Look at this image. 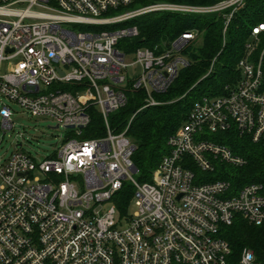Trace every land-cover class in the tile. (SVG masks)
I'll return each instance as SVG.
<instances>
[{"label": "built area", "instance_id": "obj_1", "mask_svg": "<svg viewBox=\"0 0 264 264\" xmlns=\"http://www.w3.org/2000/svg\"><path fill=\"white\" fill-rule=\"evenodd\" d=\"M244 1L158 2L113 16L109 13L129 8L133 0H0V99L52 119L69 133L51 158L15 152L0 164V264H231L221 227L233 225L239 215L263 225V185L235 190L225 180L199 183L191 164L202 173L214 171L216 162L246 165L229 146L207 139L220 132L236 130L264 145V48L256 53L264 24L252 30L238 64L240 80L225 95L194 104L169 137V152L152 181L144 183L136 179V145L128 128L116 133L109 118L126 106L130 81L133 90L145 92V108L159 105L155 94L166 93L189 66L182 50L199 34L187 32L161 52L138 48L125 54L119 43L138 37L137 26L82 27L172 11L220 13L226 29ZM6 62L10 66L2 75ZM91 108L103 118V137L84 138ZM0 117L4 129L14 128L5 103ZM125 182L134 186L133 216L114 202ZM238 264L263 263L244 250Z\"/></svg>", "mask_w": 264, "mask_h": 264}, {"label": "trees", "instance_id": "obj_2", "mask_svg": "<svg viewBox=\"0 0 264 264\" xmlns=\"http://www.w3.org/2000/svg\"><path fill=\"white\" fill-rule=\"evenodd\" d=\"M220 1L222 0H133L129 8L149 6L158 2L211 6ZM225 21L224 15L220 13L164 11L148 13L115 26L82 27V30L102 31L137 26L138 37L124 39L119 43V49L125 54H131L138 48L157 49L161 52L187 32L197 31L199 34L196 41L188 43L182 50L189 66L180 71L166 93L155 94V97L164 103L145 108V92L133 90L130 81L126 106L109 118L111 128L116 133H121L127 129L134 116L127 135L136 145L133 162L138 169L136 179L139 182L152 181L153 172L169 152V137L186 122L194 104L203 97L225 95L226 88L240 80L238 64L246 56V44L251 39L253 28L264 24V0H245L226 29ZM263 48L264 33L256 53H260ZM90 113L92 121L84 138L105 136L106 128L102 116L95 108H91ZM207 139L229 146L247 163L243 167H234L216 162L214 171L208 173H202L196 165L191 164L199 183L225 180L230 181L235 190L248 184H261L264 188V145L253 143L250 137L242 136L236 130L220 132L208 136ZM133 197L134 186L125 182L114 202L121 212L126 213ZM220 233L231 246V264H238L246 248L254 252L257 259L264 264V224L256 226L239 215L233 225L221 227Z\"/></svg>", "mask_w": 264, "mask_h": 264}, {"label": "rangeland", "instance_id": "obj_3", "mask_svg": "<svg viewBox=\"0 0 264 264\" xmlns=\"http://www.w3.org/2000/svg\"><path fill=\"white\" fill-rule=\"evenodd\" d=\"M145 7L147 6L122 9L110 15L123 14ZM68 27L75 28L70 25ZM9 66L8 62L3 65L2 75L7 73ZM131 72V69L128 70V74H131ZM154 100L159 104L164 103L155 96ZM0 103H5L12 109V120L14 123L12 130L4 129L0 117V164L4 163L15 152H24L31 155L34 159L42 161L46 158H51L65 143L69 133L63 128L56 129L57 123L54 120L44 117H34L23 110L18 104L6 98H1ZM133 118L134 116L131 118L129 125ZM135 213L136 208L133 202L129 206V215L133 216ZM244 250L250 249L246 248Z\"/></svg>", "mask_w": 264, "mask_h": 264}, {"label": "water", "instance_id": "obj_4", "mask_svg": "<svg viewBox=\"0 0 264 264\" xmlns=\"http://www.w3.org/2000/svg\"><path fill=\"white\" fill-rule=\"evenodd\" d=\"M63 74V73H62ZM56 129H58V126L56 127ZM138 170L137 168L135 169V171Z\"/></svg>", "mask_w": 264, "mask_h": 264}]
</instances>
